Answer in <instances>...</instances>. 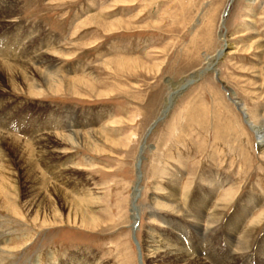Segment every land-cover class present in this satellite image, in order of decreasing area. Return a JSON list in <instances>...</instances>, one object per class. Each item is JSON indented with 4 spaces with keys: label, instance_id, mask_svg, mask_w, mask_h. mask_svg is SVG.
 <instances>
[{
    "label": "rangeland",
    "instance_id": "rangeland-1",
    "mask_svg": "<svg viewBox=\"0 0 264 264\" xmlns=\"http://www.w3.org/2000/svg\"><path fill=\"white\" fill-rule=\"evenodd\" d=\"M231 98L264 129V0H0V167L24 215L0 209V251L21 244L0 264H169L153 254L161 241L221 261L244 198L260 204L241 233L264 215V145ZM41 134L55 149L46 161ZM42 179L87 187L86 225L55 193L61 219L32 221L26 193ZM199 186L214 191L203 233L188 221ZM256 231L252 248L264 221Z\"/></svg>",
    "mask_w": 264,
    "mask_h": 264
},
{
    "label": "bare ground",
    "instance_id": "bare-ground-1",
    "mask_svg": "<svg viewBox=\"0 0 264 264\" xmlns=\"http://www.w3.org/2000/svg\"><path fill=\"white\" fill-rule=\"evenodd\" d=\"M10 12H11V10L8 11V13H10ZM227 46L228 45L225 44L224 48L221 49L217 53V55L215 57V61H210L209 66L206 68V70L211 71L213 69L214 64H216V66L219 64V62L223 59V57L225 55ZM7 66L9 68H11V65H7ZM215 73H216V77L219 79V70L217 69ZM200 77L201 76H198V75L192 76V78L190 79L192 81L189 82L188 85H186V84L190 80L185 81L184 85H182V86L186 85L185 87H183V90L187 89L190 85H192L193 83L198 81L200 79ZM223 87L226 91H227V89H229V91L227 92L228 95L230 93L232 95H234L233 91L228 86H226L224 84ZM171 100H172V98H168L165 110L170 107ZM231 100L234 103H236V105L243 111L246 122L248 123L250 128L255 133H257V135H258L259 145L263 146L264 145V129H263V127L253 123V121L249 118L248 114L246 112H244L245 108H244V105L241 103V101L236 100V98H234V99L231 98ZM44 135L43 134L40 135V137L41 136L42 137L40 138L41 141L39 143V146L41 145V147L44 148L43 151H41L44 153V155L42 156L43 157L42 159H43V161H46V158L48 156H51L54 153L55 149H54V147H51L48 144L49 143L48 139ZM4 157H5V155H3V156L1 155L0 159L2 160ZM32 165L35 167L34 162ZM9 170H11V169H9L8 165L3 164L0 167V209H5V211L6 210L13 211L14 214L17 216V218L18 217L22 218V216L24 217V215H22L21 210H17V207L20 208V206H21L19 204V202H16L17 207L14 206V208L10 207L7 203V200L10 199V197H12L11 195H13L12 192L16 191V189L18 190V186H19V184H18L19 182L17 183L13 179L10 180L11 176L9 178V172H8ZM35 176H37V175H35ZM203 176L205 179L209 180L210 183H208L209 184L208 186L215 185V184H212L213 183V177L212 176L209 177L205 173L203 174ZM39 178H41V177H39ZM45 180L46 179H42V180L37 181V182L33 181L35 183L32 182V184L28 188V193H26L27 197H29L28 199H26L27 200L26 202H28V200H29L31 208L36 209V212H35L36 215L33 217L32 221L34 223H36L37 221L40 220L43 222L42 224H45V223H47V221H49V218H51V217L54 219L53 221H56L57 219H61V216H60L61 211L59 210L60 208H59L58 202H57V201H59V197H61L62 201L65 202L66 206H71L70 214L73 215V217L75 219H77V217H80L81 222L84 225H86L87 220H89V219H87V207H86L87 201H88L87 200V197H88L87 192L91 194V192H89V190H87V187H84V186L79 185V184L69 185V186H67L69 188V189L67 188V190H68L67 191L65 188H63V187L60 188L57 184H53L50 187L52 189H49L48 183H46ZM222 180H225V179L222 178ZM224 183H225V181H222V184H224ZM172 185H174V184H172ZM187 186H188V189L184 192L186 201H188L187 199H188L189 193H191V191L189 190L190 189L189 185H187ZM134 188L135 189H134V194H133V197H134L133 211L135 213V219H136V216L139 213V207L136 205V200H137V198H139L138 197L139 190H138L137 186H135ZM210 188H211V186H210ZM175 190H176V187L174 185L172 187V192ZM212 192H214V191H211L209 188L205 192L204 189L201 186H199L198 189H196L195 192H193L194 196H192V198L194 197L193 202L196 203V205L194 208L195 211L192 212L191 214H189V216L192 217V219L188 220V221H190V222L194 221L195 229H198V231L202 232V233H203L202 226L204 225V223H203L204 221H202V218H204V216L206 215V213L203 214L205 212L204 206L210 202L212 195H213ZM54 193H55V195H58L59 197L54 196ZM13 196H16V195L14 194ZM89 197L91 200L94 201V198L92 195H90ZM197 199L201 200L202 203L196 202ZM248 199L249 198H247V199L244 198V200L242 201L243 204L240 207H238V210L236 211V213L232 216L231 219H229L230 224H229V222H227V224H226L227 225L226 226L227 236L229 238L230 245L233 248L227 247L222 254H216V257L221 258L220 259L221 261L216 262V264H239V261H240V259H242L243 256L248 257L247 260L249 261L254 255H257V258L259 257L258 264H264V236H263V238H261V243H259L255 248H252L253 243L255 241V237H256L255 236V234L257 232L256 229H257V227L260 226V223L264 221V215L260 218H257V219H254V218L251 219L249 221V225L246 227L245 231H243V233H241V231L244 228L243 225H245V222L248 221V219H250L249 218L250 213L253 212V209L260 204L257 202V204L255 205L256 200H254L252 198H250L249 200ZM252 205H255V206L251 207ZM218 209L221 210L220 208H218ZM217 213H219V212H217ZM196 216H201V217L198 218ZM209 216L212 219V220L210 219L211 225L212 224L217 225L219 223L220 216L216 215V217H214L215 216L214 212L210 213ZM69 219H71V218H69ZM223 219H225V218H223ZM216 225L213 227V229L215 231H218L220 227H217L218 225L217 226ZM214 230H213V232H214ZM18 242L19 241H17L16 244H18V246H20L21 244H20V242L19 243ZM151 242L153 243V242H155V240H153L151 238ZM16 244L14 246H11V248H8V246H7V247H5V249L1 250L0 256H2V257H0V258L2 260H5V258H7L8 256H12L13 253L11 250L16 248V246H17ZM150 247H153V246H150ZM153 250H154L153 254H155L156 255L155 258H157L156 262H164V263H169V264H208L204 258L198 257V255H197L198 250H195L197 252H195L194 250L191 252L190 248L187 245H185L184 241H176V243H174V244L173 243L172 244L167 243V242L165 243V242L161 241L160 245H156ZM16 252L17 251L14 252V255ZM72 257L73 256H71L69 258L67 264H74V263L77 264L79 262H80V264H87V260L79 261L78 257H74V258H72ZM247 260L244 262V264H248Z\"/></svg>",
    "mask_w": 264,
    "mask_h": 264
},
{
    "label": "water",
    "instance_id": "water-1",
    "mask_svg": "<svg viewBox=\"0 0 264 264\" xmlns=\"http://www.w3.org/2000/svg\"><path fill=\"white\" fill-rule=\"evenodd\" d=\"M233 0H231V2H232ZM228 13V9L225 11V13H224V19H225V16H226V14Z\"/></svg>",
    "mask_w": 264,
    "mask_h": 264
}]
</instances>
